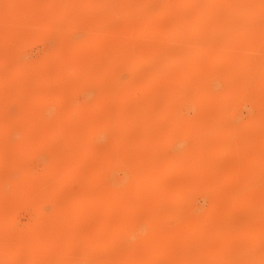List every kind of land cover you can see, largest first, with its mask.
Returning a JSON list of instances; mask_svg holds the SVG:
<instances>
[{"label":"rangeland","instance_id":"1","mask_svg":"<svg viewBox=\"0 0 264 264\" xmlns=\"http://www.w3.org/2000/svg\"><path fill=\"white\" fill-rule=\"evenodd\" d=\"M0 264H264V0H0Z\"/></svg>","mask_w":264,"mask_h":264},{"label":"bare ground","instance_id":"2","mask_svg":"<svg viewBox=\"0 0 264 264\" xmlns=\"http://www.w3.org/2000/svg\"><path fill=\"white\" fill-rule=\"evenodd\" d=\"M179 144H180V142H179Z\"/></svg>","mask_w":264,"mask_h":264}]
</instances>
